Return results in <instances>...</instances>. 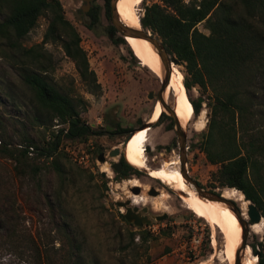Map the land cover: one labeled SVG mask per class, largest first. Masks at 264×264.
I'll return each instance as SVG.
<instances>
[{"label":"rangeland","instance_id":"374dc122","mask_svg":"<svg viewBox=\"0 0 264 264\" xmlns=\"http://www.w3.org/2000/svg\"><path fill=\"white\" fill-rule=\"evenodd\" d=\"M153 2L160 0H143L137 7L138 15H142L145 5ZM60 3L65 15L81 34V45L87 53L90 69L96 74L100 91L97 94L88 91L74 62L58 42L44 44L52 60L48 75L63 91L84 99L86 110L82 111V116L100 134L91 136L86 142L63 141L62 147L67 153L65 163L74 168L77 165L84 167L87 175L76 182H67L64 186L52 178L53 184L50 186L59 190L62 202L61 209L55 215L43 201L40 202L35 183L33 166L44 164L45 158H38L33 149L20 166L22 172H17L15 166L18 162L0 154V264H68L65 256L68 244L60 231L61 225L55 222L59 221L60 213L64 221L77 232L87 264H233L224 255L225 240L218 228L188 209L183 202L184 194L150 175L153 170L163 167L164 162L178 161V139L173 121L170 124L169 113L164 110L163 116L166 119L162 120L161 115V118L152 121L163 78L135 59L125 39H121V33L116 31L110 36L109 27L112 23L103 9V0L96 1L101 10L99 21L92 30L83 23L86 12L81 9L85 4L83 0H60ZM46 26L47 19L40 17L28 34L26 45L41 43ZM198 28L208 32L202 24ZM173 65L177 66L175 68L181 74L184 86L183 81L187 79L184 65ZM150 91L154 95L149 98ZM0 93H13L20 101L16 102L15 108L10 103L7 106L0 104L5 114V117L0 116L5 140L10 148H20L24 146L18 130L19 127L23 128L22 122L27 129L31 127L32 132L42 131L44 127L32 123L30 116L34 112L28 102L30 93L21 83L18 69L1 57ZM186 94L188 98H202L201 111H206L207 124L210 117L207 103L211 100V91H203L198 85H193ZM176 95V91L167 93L165 100L169 106L175 104ZM138 119L142 123L152 121L148 122L151 126L146 127L148 131L145 133L144 144V147L148 145L151 150L143 154L149 169L130 164L122 152L125 160L138 172L118 177L111 167L118 156H110L108 153L115 146L122 149V143L131 131L142 132V124L138 123ZM194 123L190 121L183 126L188 148V174L204 190L221 193L223 189H231L212 185L211 173L217 166L206 161L199 147L207 127L205 124L203 129L196 130ZM52 124L51 130L65 126L57 120H53ZM48 132L50 130L47 135ZM0 141L3 143L4 139L0 137ZM103 152L106 154L105 161L98 159V155ZM133 182L139 184L140 193L134 194L131 191ZM45 187L43 180L41 188ZM151 188L158 190L159 194L150 195L148 190ZM133 195L142 200L130 205L146 207V214L151 220L149 224L136 226L122 219L124 208L118 206L117 202L127 199L132 202ZM235 203L239 205L236 200ZM164 213L167 214L165 218L154 219ZM240 231L238 242L242 228ZM142 232L149 233L145 242L141 238ZM132 233H135L133 239ZM262 235L263 232L258 235L248 226L245 243L251 248V244L262 240ZM31 236L40 247L37 261L34 258L35 252L22 249L17 240L22 238L26 243ZM194 239L199 241L195 242ZM250 253L254 254L252 248Z\"/></svg>","mask_w":264,"mask_h":264},{"label":"trees","instance_id":"16d2710c","mask_svg":"<svg viewBox=\"0 0 264 264\" xmlns=\"http://www.w3.org/2000/svg\"><path fill=\"white\" fill-rule=\"evenodd\" d=\"M103 9L110 17V0H103ZM100 10V5L92 1L84 13L87 28L92 30L97 25ZM40 17L47 19L42 41L27 46L26 38ZM139 21L144 29L160 37L169 55L184 65L187 79L183 84L187 93L193 85L211 91L207 103L210 117L199 147L206 161L217 166L211 173L212 185L240 190L264 219V0H160L145 5ZM199 24L208 32L201 31ZM109 31L116 32L112 24ZM49 42L60 43L88 91L97 94L100 84L89 67L81 34L65 15L60 0H0V57L18 69L21 83L30 93L32 123L44 127L32 132L22 122L23 128L18 130L24 146L14 149L5 140L0 119V137L4 139L3 143L0 141V154L18 162L17 172H22L20 166L28 157L30 146L38 158H45L44 164L33 166L35 183L40 202L55 215L62 202L59 190L50 186L52 178L64 186L87 175L84 167L74 168L65 163L63 141L86 142L100 131L82 116L86 110L84 99L63 91L49 77L51 54L44 48ZM189 99L198 115L201 102L198 98ZM16 102L20 101L13 93H0L1 105L10 103L15 108ZM0 116L5 117L1 109ZM53 120L65 126L51 130ZM121 161L123 167L118 177L138 172L124 157ZM63 217L60 213L59 221L55 222L61 225L60 231L68 244L67 263L87 264L77 232ZM121 217L124 218L123 214ZM134 235L131 234V239ZM141 235L144 242L149 237L148 232ZM17 240L22 249L34 251V258L39 260L40 247L33 236L26 243L22 238ZM256 247L259 248L256 264H264V231L262 240L251 244L254 251Z\"/></svg>","mask_w":264,"mask_h":264},{"label":"bare ground","instance_id":"6f19581e","mask_svg":"<svg viewBox=\"0 0 264 264\" xmlns=\"http://www.w3.org/2000/svg\"><path fill=\"white\" fill-rule=\"evenodd\" d=\"M142 1L143 0L117 1V13L124 24L133 28H140V16L137 13V7ZM125 41L142 65L148 67L154 74L163 78L165 68L163 64H161L157 52L153 49L149 41L131 36H127ZM175 67L177 66L172 65L171 67L170 80L164 93V98H166L168 92L176 91L177 95L174 107L175 114L181 126L183 127L191 121L195 122L194 128L196 130H201L206 124V111L203 110L198 115L194 113L190 99L186 94V88L182 85L181 74ZM162 112H164V108L160 102L157 101L153 109L152 121H156ZM141 130H148V128H141ZM145 137V133L135 131L129 137L124 147V155L126 153L125 157L130 164L136 167L149 169L146 158L143 155L145 154L143 148ZM178 164V161L164 162L163 167L153 170L150 175L162 180L165 184L177 189L181 194H184L185 198L183 199V202L186 207L198 217L205 219L214 228H218L225 240L224 255L228 261H233L234 264L235 252L239 250L241 264H255L257 257L250 253L251 248L247 246L245 249H240L241 238L239 242L238 239L242 227L235 214L223 202L200 198L196 192L192 190L193 188L186 183L184 177L179 171ZM136 185L139 184L137 182L132 183V186ZM221 192L224 197L232 198L238 202L243 219H247V206L249 202L244 201L243 194L234 188L223 189ZM141 200L140 197L133 195L131 203L136 204ZM249 228L254 233L261 235L264 229V222L261 220L259 222L251 223L249 224Z\"/></svg>","mask_w":264,"mask_h":264},{"label":"water","instance_id":"95a60500","mask_svg":"<svg viewBox=\"0 0 264 264\" xmlns=\"http://www.w3.org/2000/svg\"><path fill=\"white\" fill-rule=\"evenodd\" d=\"M85 1V5L82 6L83 10H87L89 7V3L91 0H84ZM117 1L118 0H110V17H111V23L114 26V28L116 29L117 32L121 33L122 37L125 39L127 36H131V37H138V38H143L146 39L147 41L150 42V44L152 45L153 49L157 52L161 63L163 64L164 68H165V74L163 76L162 79V83H161V88L157 93V100L159 101L160 104L163 106L164 110H166L169 115L172 117L173 119V123H174V128H175V132L177 135V139H178V148H179V152H178V162H179V171L181 172L182 176L184 177L186 183L190 186V187H194V190L196 192V194L202 198V199H207V200H212V201H219V202H223L225 203L230 210L235 214V216L237 217V219L239 220L241 227H242V236H241V243H240V249H245L248 245L245 243V238L248 232V226L251 223H255V222H259L263 219L260 211L257 209V207L255 206V204L253 202H251L249 199H247L244 194V201H248V206H247V214H248V220L243 219L242 217V213L240 211L239 205H237L235 203V200L229 199L227 197L223 196V193H218L216 191H207L204 190L197 182V180L193 177H191L188 174L187 168H186V161H187V145H186V133L183 129V127L181 126L176 114H175V107L173 106H169L164 98V93L166 91V88L168 86L169 80H170V74H171V67L173 64H177L178 61L177 59L172 56L169 55L165 49L164 44L162 43V40L160 39V37H157L155 35H153L149 30L144 29L140 23V28H133L130 27L126 24H124L121 19L118 16L117 13ZM140 22V21H139ZM154 93L152 91H150L148 93V97H153ZM199 102H202V98L198 97ZM141 122V119H138V123ZM148 126H151L150 123H145L142 124L141 128H146ZM135 132V130L131 131L129 133V135L124 139L123 143H122V149L119 146L114 147L113 149H111L109 151V155L110 156H118L121 154V152H124V147L129 139V137ZM145 152H149L151 150V148L148 145H145L144 147ZM98 159H100L101 161H105V157L103 156V153L98 155ZM118 165V166H117ZM119 165L120 164H112L111 167L114 170H119ZM131 191L134 194H138L140 193L141 189L139 187V185L133 186L131 187ZM148 193L150 195H158L159 191L151 188L150 190H148ZM118 206L123 207L124 208V212H123V217L126 219L127 222H131L134 223L136 226H141L143 224H148L151 222L150 219H147L144 217H139L138 215L134 214V210H137L136 206H131V200H126V201H118L117 202ZM147 208H143V210L145 211ZM166 213H164L161 216H156L157 219L161 220L163 218L166 217ZM137 216L139 218H137ZM249 221V222H248ZM254 256L257 257L258 255V250L254 251ZM234 264H241V260L239 258V250H237L235 252V263Z\"/></svg>","mask_w":264,"mask_h":264},{"label":"flooded vegetation","instance_id":"af4514ba","mask_svg":"<svg viewBox=\"0 0 264 264\" xmlns=\"http://www.w3.org/2000/svg\"><path fill=\"white\" fill-rule=\"evenodd\" d=\"M92 1H98V0H91L90 1V3H89V7H88V9L90 8V5L92 4ZM83 2L85 3V1L83 0ZM85 5V4H84ZM84 5H82V6H84ZM82 6H81V9H82ZM87 9V10H88ZM83 10V9H82ZM87 10H83V11H87ZM105 10V9H104ZM110 11V10H109ZM111 14V13H110ZM111 18V17H110ZM110 36H112V33H110ZM172 118V117H171ZM163 119H166V116H163L162 117V120ZM150 122H152L151 120H149ZM148 121V122H149ZM172 121H173V119H172ZM147 121L146 122H140V124H145V123H148ZM140 131H142L143 133H147V131L148 130H140ZM145 136H146V134H145ZM116 147V146H115ZM103 156L106 158V154L103 152ZM125 156H126V153H125ZM123 157V155H122V152H121V154L120 155H118V159H116L115 161H113V163H111V165L112 164H120L119 165V170H115L116 171V173H118L121 169H122V167H123V164H122V161H121V158ZM126 158V157H125ZM118 166V165H117ZM132 174V173H131ZM128 200V199H127ZM130 200V199H129ZM137 207V206H136ZM143 208H145V207H141V208H139V207H137V210H134L133 212H134V214L135 215H138L139 217H144L145 216V218H147V219H149V217L147 216V214H146V212H147V209L144 211L143 210ZM137 216V218H139ZM156 216V215H155ZM154 219H157L156 217L154 218ZM157 220H159V219H157ZM134 224V223H133ZM149 224V223H148ZM135 225V224H134Z\"/></svg>","mask_w":264,"mask_h":264},{"label":"built area","instance_id":"2783aa9c","mask_svg":"<svg viewBox=\"0 0 264 264\" xmlns=\"http://www.w3.org/2000/svg\"><path fill=\"white\" fill-rule=\"evenodd\" d=\"M32 150H33V148L30 146L29 150H28V154H32ZM194 241L198 242L199 240L198 239H194Z\"/></svg>","mask_w":264,"mask_h":264}]
</instances>
